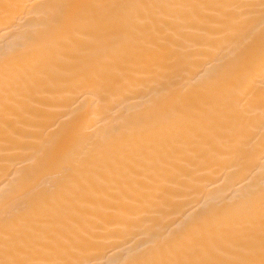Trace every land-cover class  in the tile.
<instances>
[{
    "label": "snow or ice",
    "instance_id": "snow-or-ice-1",
    "mask_svg": "<svg viewBox=\"0 0 264 264\" xmlns=\"http://www.w3.org/2000/svg\"><path fill=\"white\" fill-rule=\"evenodd\" d=\"M13 14L36 19L31 35L42 43L0 54L4 159L38 167L36 179L0 194V264H110L101 257L120 237L193 190L215 157L237 164L259 152L264 162V0L0 5L6 25ZM169 78L183 83L162 91ZM142 91L166 111L151 127L130 130L128 140H150L134 156L163 162L188 151L196 162L158 202L120 151L125 137L96 135L87 111L57 124L80 95ZM164 129L170 134L157 137ZM93 175L103 178L93 183ZM48 178L54 182L42 187ZM89 194L104 215L85 214ZM133 257L126 264H264V163L234 194L206 201Z\"/></svg>",
    "mask_w": 264,
    "mask_h": 264
},
{
    "label": "bare ground",
    "instance_id": "bare-ground-1",
    "mask_svg": "<svg viewBox=\"0 0 264 264\" xmlns=\"http://www.w3.org/2000/svg\"><path fill=\"white\" fill-rule=\"evenodd\" d=\"M40 2L41 0H0V5ZM186 2H197V0H186ZM201 2H214V0H201ZM36 31H38V21L28 14L19 17L13 14V19L8 25L0 17V54L11 53L20 47L39 46L42 39L39 36L31 35ZM30 36L31 38H29ZM204 70H208L207 66H204ZM181 83L183 81L169 78L164 79L159 86L163 91ZM33 94L38 98H44L42 90H36ZM2 103L3 99L0 96V104ZM85 111L91 114L90 128L99 137L121 136L126 138L120 151L132 157L129 163L138 173L137 178L145 186L143 191L153 201L158 202L163 188L169 187L170 181H175L177 184L182 182V177L179 175L180 170L190 171L196 164L193 155L188 151L167 157L163 162L149 163L134 156L133 150L137 143H149L150 140L141 138L128 140L130 130L151 127L154 121L158 120L166 111L163 104L155 103L150 92H125L116 96L103 93H98L95 96L80 95L78 98H74L73 103L67 105L66 109L62 110L57 124H74ZM18 116L21 121L27 119L24 112L19 113ZM2 120L3 113L0 111V194H7L16 186L36 179L35 171L38 164L34 165L29 162V159L23 157L17 158L14 162H5V131ZM165 134H170L169 130H161L156 133V136ZM215 159L218 162L213 168L199 170L202 179L198 181L193 190L184 191L182 196L170 201L159 214L149 215L146 222L138 225L135 229H129L101 258L109 261L110 264H126L127 261L134 258L133 254L140 247L152 243L156 235L166 234L168 230L176 226L180 219L195 213L206 201L234 194L242 186H245L248 180L259 174L261 164L264 163L260 159L259 152L255 153L251 161L244 160L237 164H231L227 158L220 156ZM98 178L102 179L103 177L93 175L91 180L93 183H97ZM53 182L52 178H48L41 181V186L47 188ZM105 189L111 191L107 183ZM129 193L134 195L131 189H129ZM95 199L96 194H89L83 201L87 205L84 211L89 218L105 214V210L93 206L92 202ZM115 214L116 210H113V215Z\"/></svg>",
    "mask_w": 264,
    "mask_h": 264
}]
</instances>
